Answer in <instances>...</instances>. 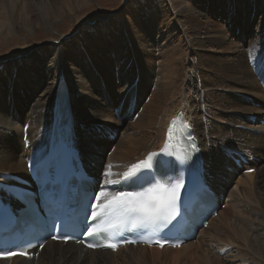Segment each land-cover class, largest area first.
<instances>
[{
  "label": "bare ground",
  "instance_id": "obj_1",
  "mask_svg": "<svg viewBox=\"0 0 264 264\" xmlns=\"http://www.w3.org/2000/svg\"><path fill=\"white\" fill-rule=\"evenodd\" d=\"M146 1L142 0V4L147 3V8L151 9L153 3H151V0ZM163 1L166 4L165 11L176 22L174 31L179 34L183 32L185 40H188L190 45L186 43L185 46L178 45L179 47H177V44L173 45L172 41L162 44L152 37L149 40L142 39L137 42L135 41L137 39H134V44L138 49H142L143 53L148 54L149 51L145 47L155 42L159 47L158 57L160 63L158 62V70L162 67L165 75H161L159 72L157 74L153 93L158 100L156 105L152 107L147 103L141 104L144 97H142V93L138 91L135 84L137 76L134 75L133 63L130 58L131 52H118L115 54L117 76L122 79V85L118 86L116 95H105V85L113 84V78L110 81L104 74L107 70L101 69V71H98L95 68L97 71L95 79L98 83L93 78L92 74L94 72L92 69L98 61L97 57L92 60L82 58L80 64L82 61L83 66L88 65L91 73L87 75L88 72L86 73L84 69H80L79 72L73 64H69V59L63 55L59 44L55 40L51 43L52 48L50 51L44 50V52H32L31 54L18 52L12 56H2L1 52L6 50L5 53H7L13 43L16 46L13 51H19L30 46H24L18 40L16 43L14 38L16 36V38H19L21 36L19 33L23 29L30 33L33 32L32 20L29 17L31 12H39L43 21L42 24L50 30L49 26L54 25V28H56V24H54L55 19L52 20L54 16L47 14V10L50 8L49 10L55 13L58 10L57 7H59L57 5L64 2L66 6L67 0H0V128H13L19 137V143L16 141V145L9 139L4 141L2 138L5 137V131L0 129L1 181L11 184L15 181V178L26 175L28 167L47 152L52 133L56 91L60 81L59 85L64 82L71 85L70 88L68 85V89L74 115L78 155L83 164L89 167L91 174L98 178V191L103 190V172L108 163L117 166L114 168L115 172L122 173L127 166L137 163L143 157L145 158L149 151L160 149L166 138V128L169 120L180 113L193 126L197 144L204 158V166L209 163V157L215 165H218V167L214 166L215 171H208L206 168L207 173L202 168L203 179L208 180L214 186H218L217 173H222L220 171L222 166L217 162L222 161L225 170L222 176L219 175L220 179L224 177L227 181L232 180V174L239 171L238 166L234 165V162H238L241 163L243 169H254L253 172L246 174V176H249V185L254 186V189H263L262 192H264V124L260 123L262 119L264 120V97L263 89L258 82L259 79H264V15L258 23L259 25L256 26L257 28L252 24V21L257 20V18L250 15L252 6H255V9L258 8V0H254L253 5L246 12L242 11L241 15H239L238 9L232 8L233 15L231 18L225 17L224 19L225 25L238 27L243 36H248L244 37L248 38L246 44L249 46L246 47L247 49L244 47L245 44L239 45V47L236 44L232 45L226 40L228 36L222 30L207 29L206 26L203 27L199 24L200 27L197 24L199 18L208 13L204 6L205 0H202L201 4L195 3L193 7L191 3L186 4V0ZM236 1L239 2L240 0H233L234 5ZM241 1L243 2V0ZM60 8L62 7L60 6ZM62 10L64 11L63 8ZM141 16L142 19L146 17ZM240 16L245 22V28H241ZM202 29L204 30L202 31ZM105 30L109 32L108 36L120 38L125 45L124 36L126 35L123 31L117 34L111 28L106 29L105 27ZM157 33H160V31H157ZM14 34L15 37H11ZM7 39L9 42L2 46V42ZM63 45L69 47L72 42L68 40ZM114 46L119 48L120 44L116 43ZM195 46L201 48L202 53L199 58L201 64L204 56L208 55L210 48L213 46L221 48L222 51L232 48L236 52L235 54L218 55V57L213 58L210 62L211 65L208 66H212V69L206 67V71L211 77L200 78L195 72L201 71L202 66L196 68L186 66L188 62H192L194 59ZM115 50L112 47L111 54H114ZM173 54L176 55L179 61L171 58ZM181 56L184 57L182 61H180ZM162 62L166 63L167 66L162 65ZM147 71L154 74L152 69H147ZM64 75L67 79L63 78ZM164 78L166 81L163 80ZM144 79L147 78L144 77ZM13 82L27 87L26 92L28 95L24 93V96H21L15 93L14 100L10 92L12 91ZM240 82H242V87L238 86ZM97 90H99L101 96L104 94L102 104L107 107L106 109L102 107ZM170 90L173 91V94L167 95ZM227 91L237 93H230L228 96ZM171 99H175L173 105L168 103ZM251 101L259 107L253 106ZM24 102L28 105L26 119L21 118L18 123L19 127H17L10 117L19 115L16 114L18 110L22 109L19 104L22 105ZM177 106L180 108L177 109ZM110 108H113L114 112ZM215 109H218V111L213 112ZM207 113L208 115L216 114V116L211 117L210 121H202V115H207ZM234 113L247 114L237 116L238 114ZM253 113L259 114L254 115ZM7 115H9V118ZM126 119L130 121L122 127L120 137L115 141L117 128L113 126L122 124ZM251 119H256L255 124L251 123ZM103 124H110L111 126ZM89 132L94 133L100 140L102 138L106 139L107 143L102 145L100 141H96L92 148L86 149L84 139ZM111 134L114 135L113 139L108 136ZM126 136L130 137L126 140L124 139ZM216 141L217 144L212 146ZM14 147L18 157L16 159L12 158L11 153ZM110 149L111 151H109ZM240 155L247 158L248 163L242 162ZM243 186L241 184L239 188L240 195L238 198L242 199L243 197L245 199L248 195H256L257 192L254 194L250 192L248 187ZM107 187L110 191L116 189L115 185ZM224 188L227 192L229 187L226 185ZM219 192L223 198L227 196L222 193L221 189ZM258 203L257 205H247L246 208L247 212L253 215L251 217L253 239L251 237L247 238L246 233L242 230V223L236 224L233 220H224L220 208L216 215L208 220L206 226L198 231L194 239L177 248L136 244L122 246L117 251L106 249L84 252L80 247L71 243L62 245L59 242L49 241L33 258H5L0 259V264H166L171 251H177L174 261L175 264H178L179 260L186 255V251L194 245L193 241L196 240L197 236L204 234L215 219L217 221L222 220L219 225L220 228H216L215 234L209 238V241L206 242L205 240V244H203L205 247L211 248L213 252L218 253L217 256L215 255L216 261L221 262L219 254L230 246L226 243L228 242V234L225 233V229L231 227L232 239L235 240L236 246H239L234 248V251L237 249L240 252H238L239 254L244 255L248 260L247 264H264V245L258 243L260 239L264 243V226L261 225L264 222V197ZM249 208H251V211ZM244 211L236 206L234 210L236 219ZM259 235L262 236L258 238ZM253 242L255 246H253ZM157 252L162 254L159 255ZM192 256L199 261V264L216 263L213 260L214 257H205L197 251ZM183 259L184 261H181L187 263L188 257L186 256ZM182 262L180 263L182 264Z\"/></svg>",
  "mask_w": 264,
  "mask_h": 264
},
{
  "label": "rangeland",
  "instance_id": "obj_2",
  "mask_svg": "<svg viewBox=\"0 0 264 264\" xmlns=\"http://www.w3.org/2000/svg\"><path fill=\"white\" fill-rule=\"evenodd\" d=\"M201 2L202 0H188V2L186 0V4L191 3L192 7L195 5V3L201 4ZM151 3H153V6H151V9H148L147 3L146 4L144 3L145 5L142 4V0H67V4L69 5L66 4L65 6L64 2H62V4L57 5L59 6L57 7L59 11L57 10L55 11V13H52L49 10L50 8L47 10V14L51 16L53 15L54 17L52 18V20L55 19L54 21L56 22V23L54 22V24H56L55 25L56 28H54V25L49 26L50 30H48V28L44 27V25L42 24L43 21L40 16V13L33 11L31 12L29 16L32 20L31 26L33 25L32 26L33 32L30 33L28 31H25V29H23L19 33L21 34L19 38H16L17 36L15 37V34L11 35V37L13 38L15 37L14 39L16 40L15 41L16 43L20 41V43H22L24 46L26 45H30V46L27 48L21 49L19 51H13L16 48L15 43H13L10 45L8 49L9 54L8 52L5 53L6 50H4L1 52L2 56L8 57V56L17 54L18 52H23V54H31L32 52H35V53L44 52V50L50 51L52 48L51 43L53 40H55L59 44L63 52V55H65V57L69 59V64L71 65L73 64V66L76 67V69H78L79 72H80V69H84L86 73L88 72L87 75L91 73V70L88 65L83 66L82 61L80 64V60L82 58H85L87 60H92L94 57H97L98 61L97 63L94 64V67L92 69L94 74H92V76L95 79V74L97 72L96 69L98 71H101V69L107 70L104 74L110 81L113 78V81H112L113 84H109L108 86L105 85V88H106L105 95L107 94L116 95V92H118V89H117L118 86L122 85V79H119L117 76L118 75L116 71L117 70V60H116L115 54L118 52L120 53H124L127 51L131 52L130 58L133 63L134 75L136 74L137 76L135 84L137 85L138 91L142 93V97H144L143 101H141V104L144 105L147 103V104H150V106L154 107L158 100L156 95H154L153 93L154 87L156 85L155 83H156L157 74L159 72V74L165 75L162 67H160L161 71L158 70L160 59L158 57L159 47L157 45V42L160 41V43L164 44L167 41L169 42L172 41L173 45L177 44V47L185 46L186 43L187 45L188 44L190 45V43L188 40L187 41L185 40L183 32L179 34L174 31V28L176 27V22L173 18H171L168 15L167 11H165L166 4L164 3V1L163 0H151ZM253 3H254V0H245V1L243 0V2L240 0L239 2L237 1L235 2V5H236L235 7L233 0H205L204 6L207 9L208 13L205 14L204 16L202 15L199 18L197 24L198 25L200 24L203 27L206 26L207 29H213V30H218V31L222 30L223 33H225V35L228 36L226 40H228L232 45L236 44L239 47V45L245 44L244 47L248 48L249 45L246 44L248 38H244L248 36L247 35L243 36L241 31H239L238 27L235 28V27H230L228 25H225L224 19L225 17L231 18V16L233 15V10L231 11L232 8L236 10L238 9V13L239 15H241V12L242 11L246 12L253 5ZM257 3H258V8L255 9L254 8L255 6H252V9H251L252 12L250 14L252 17L257 18V20L253 18L254 21H252V24H254L253 25L254 27L259 25L258 23L260 22V20L263 18V15H264V0H258ZM60 6L64 9V11L62 10V8H60ZM226 13H227V16H226ZM141 15H144L146 17H143L142 19ZM33 16H35L36 18ZM240 22H241V28H245L246 25L243 19L241 18V16H240ZM105 27L106 29H109V28L113 29V31H115L117 34L123 31V33H125L126 35L124 36L125 45L120 40V38L108 36L109 32L105 30ZM203 30L204 29H202V31ZM157 31H160V33H157ZM151 37L154 38L155 41L157 42L145 47L149 51L148 54L143 53L142 49H138L136 45L134 44L135 41L137 42L142 39L149 40ZM178 37L179 39L177 40ZM135 38L137 40L134 41ZM68 40L72 42V45L69 47H65L63 43ZM8 42H9L8 39L4 40L2 42V46H5V44H7ZM116 43L120 44L119 48L114 46V44ZM112 47L116 49L114 54H111ZM173 48L176 50L174 46ZM83 51H85V53H83ZM235 52L236 50H232V48L222 51L221 48H218L217 46H213L210 48L208 55L206 54L204 56L202 60L203 63L201 64L199 58H200L202 51H201L200 46H195V51L193 54L194 59L192 57L191 60L193 59V61L188 62L186 66L188 68H196L197 66L198 67L202 66L203 69L201 71H196L195 74L200 78H210L211 75L206 71V67L211 65L210 62L213 60V58L218 57V55L226 56L229 54H235ZM182 56L180 57V61H182V58H184ZM171 58L174 59L175 61L178 60L175 54H173ZM164 64L165 66H167L166 63H163L162 65ZM254 65L256 64L254 63ZM208 68L212 69V66ZM147 69L148 70L152 69L154 74L149 73ZM9 75H10V72H9ZM144 77L147 78L148 81H146L147 79L145 80ZM63 78L67 79L66 75H64ZM151 78H154V79L152 80ZM95 80L97 81V79ZM163 80H165V78ZM56 83H57V80H56ZM56 83H55V86H56ZM241 84L242 82H240L238 86L242 87ZM68 85L70 88L71 85L70 84ZM26 88L27 87H25L23 84H18V83L13 82L12 91H10L13 96V99L15 100V93L21 96H24V93L27 94ZM152 93H153V96H152ZM230 93H237V92L227 91L228 96ZM171 94H173V91L170 90L167 95H171ZM97 95L99 96V99L102 104V99H103L104 94L101 96L99 90H97ZM175 99H171L168 103L170 105H173L174 103L173 101ZM257 99H259V97H257ZM24 103H22V105L19 104L22 108L21 110H18L16 112V114H19V115H14V116L12 115L10 117V119L14 121V124L17 127H19L18 123L21 118H23L24 120L26 119V109L28 108V105L27 103H25V105L23 106ZM178 106H177V109L180 108ZM212 106L214 107V105ZM255 106H259V105H255ZM102 107L104 109L107 108L103 104H102ZM110 109L114 112L113 108H110ZM216 111H218V109L213 110V112H216ZM234 114H238L237 116H239L241 114H247V113H234ZM253 114L256 115L259 113H253ZM7 116L9 118V115ZM214 116H216V114L208 115L207 113V115H202V121L203 120L210 121L211 117L213 118ZM251 120H252L251 123L255 124L256 119H251ZM129 121L130 120L126 119L122 122V124L113 126L117 128V135H116L115 141L119 139L122 127ZM103 125H110V124H103ZM229 125H231V123H229ZM0 129H4L5 131V137H3L2 140L5 141L9 139L15 145H16V141L19 143V137L17 136V132L15 129L3 128V127H1ZM225 130L227 131V129ZM128 137L130 136H126L124 137V139L127 140ZM84 141H85L86 149L92 148V145L96 141H100L102 145L107 143L106 139L102 138L100 140L92 132H89L87 135H85ZM114 144L116 145L115 142ZM216 144H217V141L212 146H215ZM112 147L114 148V146ZM109 151H111V149ZM11 153H12L13 159L18 158L17 152L15 151V147L11 150ZM208 161L209 163L207 164V166L205 165L206 167H204V171L206 173H207V170L215 171L214 166L218 167V165H215V163L211 160L210 157L208 158ZM217 163L220 164V166H222L220 167L221 169L220 171L222 173L220 172L217 173L219 189H221L222 187L226 185L227 187H229L227 192L225 193V195L227 196L225 197L224 203L221 208L223 212L224 220H228V221L233 220L236 222V224L242 223L243 224L242 230H244V232L246 233L244 234L247 236V238L251 237V239H253L254 233L252 234L253 230L251 226L252 225L251 217L253 215L252 213L247 212L248 210L246 208H247V205L251 206L252 204L253 205L259 204L258 201H262L264 197V192H262L263 189H260V188L254 189V186L249 185V176L248 175L246 176V174L253 172L254 169L250 171V170H247L246 168L245 169L240 168L239 171L235 172V174H232L233 179L227 181L226 179H224V177L223 179H220V176H219L220 174L222 176L223 171L225 170L223 168L224 165H222V161L217 162ZM227 172H228V169H227ZM241 184L244 185L243 187H248V189H250V192H253L254 194L257 192L256 195H253V196L248 195V197L245 199L243 197L242 199L238 198L240 195L239 188L241 187ZM240 202L242 203L239 206ZM236 206L240 208L241 210H245L243 213L239 215L240 217H237V219L234 213ZM249 210L251 211V208H249ZM263 211H264V208H263ZM221 222L222 220H219V221H217V219L213 220L212 221L213 224L211 223V226L209 227V229L204 234H201V236L200 235L197 236L196 240L193 241L194 245L191 247L190 250L186 251V255L181 258V260L184 261L183 258L187 256L188 257L187 263L179 260L178 264L180 262H182V264L184 263L185 264H188V263L189 264H199V261L195 259V257L192 256V254L195 253L196 251L197 253L199 252V254L205 255V257L206 256L214 257L213 260L216 261L215 255L218 253L213 252L211 248L205 247L204 242L205 240L206 242L209 241V238L213 234H215L214 231L216 228H220L219 225ZM261 225L264 226V222H262ZM225 230H226L225 233L228 234L227 235L228 242L226 243H228V245L230 246L226 248L225 251L221 252V254H219L221 262L216 261L215 264H247L248 260L246 259V257L244 255L239 254L240 252L237 251V249L234 251V248H237L239 246H236L237 244L235 240L232 239L233 233H232L231 227H228ZM261 236L262 235H259L258 238ZM258 243H260V245H264L261 239L260 241H258ZM253 246H255L254 242H253ZM254 251H255V247H254ZM157 253L159 255L162 254L161 252H157ZM176 254H177V251H171V253H169L168 259L166 260V264H175L174 259H175Z\"/></svg>",
  "mask_w": 264,
  "mask_h": 264
},
{
  "label": "snow or ice",
  "instance_id": "obj_3",
  "mask_svg": "<svg viewBox=\"0 0 264 264\" xmlns=\"http://www.w3.org/2000/svg\"><path fill=\"white\" fill-rule=\"evenodd\" d=\"M173 121L168 128L165 146L160 153H149L144 160L127 166L122 173H117L112 163L105 166L103 172V190L94 194L91 203L90 220L96 223L86 226L84 235L95 237V243L85 246L89 249L106 248L117 251L127 244L146 243L156 244L163 248L167 243V233L163 237L153 239H128L125 233L134 236H144L149 232H163L164 227L171 224L180 212L181 189L184 181L179 174L169 176L170 171L177 167L198 169L200 161L192 160V152L181 147L183 137L177 135L180 131ZM185 129L189 126L184 125ZM191 135L190 131L187 133ZM172 149H175L173 151ZM198 151V149H195ZM175 157V159H172ZM191 161V164L189 163ZM251 171V170H250ZM109 185H120L122 189L135 188L137 190H108ZM12 195L20 202L30 205L31 193L23 190H12ZM5 211L0 207V212ZM53 239L68 241V235L53 236ZM101 240L107 241L101 243ZM83 243V241H78ZM43 245H41L42 247ZM179 247V244H172ZM12 255L28 256L26 251L19 253L0 252V259L10 258ZM31 258V257H29Z\"/></svg>",
  "mask_w": 264,
  "mask_h": 264
}]
</instances>
